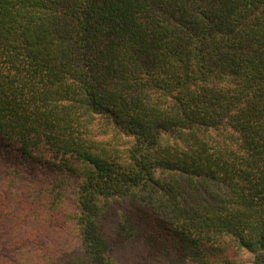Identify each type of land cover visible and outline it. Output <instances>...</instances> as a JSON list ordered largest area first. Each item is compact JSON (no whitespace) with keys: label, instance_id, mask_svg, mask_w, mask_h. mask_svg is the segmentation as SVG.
Segmentation results:
<instances>
[{"label":"trees","instance_id":"1","mask_svg":"<svg viewBox=\"0 0 264 264\" xmlns=\"http://www.w3.org/2000/svg\"><path fill=\"white\" fill-rule=\"evenodd\" d=\"M0 264H264V0H0Z\"/></svg>","mask_w":264,"mask_h":264}]
</instances>
